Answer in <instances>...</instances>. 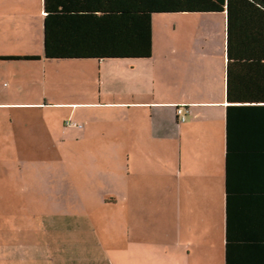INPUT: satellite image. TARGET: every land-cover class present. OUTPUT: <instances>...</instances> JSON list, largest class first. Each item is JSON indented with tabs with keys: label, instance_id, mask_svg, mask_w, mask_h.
<instances>
[{
	"label": "crops",
	"instance_id": "obj_1",
	"mask_svg": "<svg viewBox=\"0 0 264 264\" xmlns=\"http://www.w3.org/2000/svg\"><path fill=\"white\" fill-rule=\"evenodd\" d=\"M44 14V0H0V55H40L0 59V75L6 74L0 78V97L41 98L0 105L38 108L53 146L61 139L51 135L47 116L52 124L74 125L83 153L54 162L62 167L42 166L47 175L39 164L32 171L31 213L13 221L0 217V264H84L96 246L111 264L102 228L144 226L150 217L165 225L168 206L178 240L175 235L174 250L165 254L168 244L160 241L164 256L171 264H213L206 229L199 237L196 220L200 214L208 218L216 186L225 215V12L155 13L149 57L104 59L45 58ZM76 69L78 90L94 93L92 98L65 99L71 89L63 80ZM180 106L184 121L176 112ZM51 107L69 110L58 113ZM62 132L67 138L64 127ZM54 169L62 170L59 189ZM148 242L142 234L141 260L150 258Z\"/></svg>",
	"mask_w": 264,
	"mask_h": 264
},
{
	"label": "trees",
	"instance_id": "obj_2",
	"mask_svg": "<svg viewBox=\"0 0 264 264\" xmlns=\"http://www.w3.org/2000/svg\"><path fill=\"white\" fill-rule=\"evenodd\" d=\"M44 11L47 59L149 57L153 14L225 12L224 264H264V0H44Z\"/></svg>",
	"mask_w": 264,
	"mask_h": 264
},
{
	"label": "rangeland",
	"instance_id": "obj_3",
	"mask_svg": "<svg viewBox=\"0 0 264 264\" xmlns=\"http://www.w3.org/2000/svg\"><path fill=\"white\" fill-rule=\"evenodd\" d=\"M73 73L75 75H72L70 78L73 80L69 79L70 76L68 78L65 77L63 80L65 86L67 85V87L71 89L69 94H65V99L87 100L92 98L91 95H94V93L88 91H84L83 93L78 90V69L74 70ZM5 76L6 74L3 73V75H0V78ZM66 76H68V74ZM8 95L10 96L0 97V101L13 103L41 100L38 94H36V96H22L17 93H8ZM51 108L58 113L69 110V108ZM43 118L44 116L40 113V110L35 108L32 104L0 105V191H3V193L0 192V217L6 220L13 221L16 218L26 219L24 216L31 213V203L34 198V191L31 188L33 178L31 173L32 171L38 170V164L40 166L39 171L42 170L43 174L47 175L45 172L46 169H42V166L47 167L55 164V166L61 165L62 167L61 163L54 162H58L61 158L63 161L68 158H80L83 153L78 140H75L78 135L77 127L74 125L65 127L63 123L61 127V122L57 124V120L52 124L53 118L51 115H48V123L53 127L51 135L61 139H56L57 141H54L53 146V140L48 136L49 132L46 130ZM63 127L66 129L67 138L62 132ZM69 165L71 166L72 164ZM54 174L56 175V189H59L58 182L62 177V170L54 169ZM76 180L77 176L75 175V181ZM44 181L46 182L47 180L42 179V182ZM70 182L73 181L70 180ZM42 188L45 189V192L43 191L44 193H42L43 197L48 196L45 185ZM120 201V209L125 211V199ZM209 203L208 218L206 219V215L203 217L202 214H200L198 220H196L198 221L199 237L202 236L203 229H206L205 240L208 241V250L213 254L210 255L213 264H224V199L223 193L218 186L214 188V193L211 194L210 192ZM134 204L137 206V201L134 202ZM42 206L47 207L45 199H43ZM135 213V218H139L140 220L139 210H136ZM173 220L174 213L168 206L162 220L166 222L165 225L160 224L159 226L157 222L154 221L153 217H150L149 221L145 222L144 226L135 224L129 227L127 224H125V226H120V224L116 226L113 225L109 230L103 227L101 238L107 240H104V243L106 242L107 245H110L111 250L107 254L109 263L141 264L142 262L143 264L144 262V264H171L168 257L166 255L164 256V254L169 253L172 249L174 239H171L174 238L175 235L177 236L178 228L175 227ZM142 234L149 240L146 245L150 250L148 254L150 258L143 260H141ZM176 239L178 240V236ZM200 240H202V237ZM160 241H166L168 244L164 254V246L160 244ZM177 248V251L181 249L180 246ZM89 250H91L93 254L90 256L87 254L88 256H86L85 261H83L84 264H107V259H104L100 247L96 246ZM173 250L174 248L171 251ZM160 251L162 252L160 253Z\"/></svg>",
	"mask_w": 264,
	"mask_h": 264
},
{
	"label": "built area",
	"instance_id": "obj_4",
	"mask_svg": "<svg viewBox=\"0 0 264 264\" xmlns=\"http://www.w3.org/2000/svg\"><path fill=\"white\" fill-rule=\"evenodd\" d=\"M176 112L178 114V118L180 121H184L186 119L185 113H184L183 108L181 106L176 109Z\"/></svg>",
	"mask_w": 264,
	"mask_h": 264
}]
</instances>
